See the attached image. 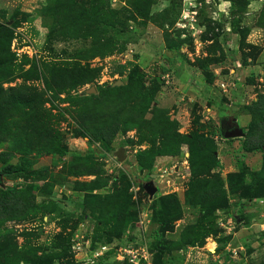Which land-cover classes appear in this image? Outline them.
<instances>
[{
	"label": "rangeland",
	"instance_id": "374dc122",
	"mask_svg": "<svg viewBox=\"0 0 264 264\" xmlns=\"http://www.w3.org/2000/svg\"><path fill=\"white\" fill-rule=\"evenodd\" d=\"M0 24L13 62L0 82L18 89L16 103L0 109V203L18 204L0 217V264H264V197H241L252 181L244 171L263 170L264 179V152L245 150L250 123L264 118L249 107L264 97V0H0ZM136 67L139 86L109 90L126 87ZM86 68L95 79L79 85ZM151 91L145 123H128L141 119ZM90 95L101 98L92 104L101 113L120 114L111 143L79 133L73 116ZM158 110L180 134L206 136L226 208L187 203V144L150 156ZM230 123L244 135L225 140ZM150 185L181 202L164 254Z\"/></svg>",
	"mask_w": 264,
	"mask_h": 264
},
{
	"label": "trees",
	"instance_id": "16d2710c",
	"mask_svg": "<svg viewBox=\"0 0 264 264\" xmlns=\"http://www.w3.org/2000/svg\"><path fill=\"white\" fill-rule=\"evenodd\" d=\"M8 27L4 24H0V34H7ZM10 37L7 36L4 44L0 40V81H6L13 76L12 67L13 62L10 60ZM9 41V42H8ZM7 45V47H6ZM246 58V57H245ZM244 58V59H245ZM77 70V69H76ZM79 70L77 76L79 77V85H84L86 83L92 82L95 79L94 71ZM93 72V73H92ZM88 73V74H86ZM37 78L44 79L45 83H48L47 74L44 71L37 73ZM144 74H141L139 68L136 67L129 75V84L125 87L117 86L109 88V90L116 96H119L122 92H127L131 89V86L140 84L143 81ZM0 82V109L4 110L10 109L12 103H16L13 97H17L18 89L8 88L4 89ZM49 85V84H48ZM77 83L70 85L71 88L75 89ZM139 86V85H138ZM153 91L143 94L145 97L141 101V105L138 107V112L141 114V119L136 122L135 120H129L128 123L140 124V121H144L142 115L144 112H148L151 108L150 103H144L151 99L154 100L152 94ZM88 99L84 100L86 103L83 109L76 111L74 114V119L78 124L79 133L86 138H89L90 142L111 143L114 136L120 130V114L114 118H109V114H103L99 111L97 107L92 104L101 103V98L95 95L87 96ZM12 101V103H11ZM252 110L258 107V110L264 109V97L260 99L259 104H252L249 106ZM160 114V121L157 123V127L152 137V147L149 150L150 156L154 159L157 155L169 154L178 155L181 151V146L187 144L189 147L190 160L193 167V177L190 183V189L187 192V203L189 205H197L203 207L202 209H208L214 211L217 208H226L228 205V198L224 188V181L221 176L214 172L217 167H220V162L216 159L215 151H210L211 146L203 134L198 131H193L190 134L182 135L177 130V122H172L168 117L163 115V111L158 110ZM255 112V111H254ZM156 113V116L157 114ZM138 119V118H137ZM7 124H4L5 127ZM175 128V129H174ZM169 131H173L169 133ZM159 139L162 141L163 146L156 145V141ZM235 139H230L232 141ZM151 142V139H150ZM54 145V142H52ZM245 150L247 152L261 151L264 152V118L262 120H256L255 118L249 125V131L245 140ZM263 170L259 172H250L247 170L243 174L249 173L252 177L250 184L242 191L241 197L244 199H256L264 197V179H262ZM232 177V176H231ZM5 196L9 197L11 190H3ZM115 196V195H113ZM112 196V198H114ZM100 200L97 202L104 206V203ZM4 203H0V217L5 216L14 210L15 204H17V199L13 198L3 199ZM18 205V204H17ZM152 210L154 218L159 224L158 239L159 243L156 246L160 254H164V243L161 242L163 237L168 232L174 231V222L179 218L182 213L181 202L176 195L167 196H155L152 202Z\"/></svg>",
	"mask_w": 264,
	"mask_h": 264
},
{
	"label": "water",
	"instance_id": "95a60500",
	"mask_svg": "<svg viewBox=\"0 0 264 264\" xmlns=\"http://www.w3.org/2000/svg\"><path fill=\"white\" fill-rule=\"evenodd\" d=\"M96 90L95 88H93L92 90H90L89 93H95ZM244 134H243V131L240 127H235L233 130H226L224 131L223 133V136H224V139L225 140H230V139H234V138H239V137H242ZM125 154L120 153L119 154V158L120 160H123L125 158ZM147 190L148 192L150 193L151 195V199H153L157 193V188H155L154 186L150 185V186H147Z\"/></svg>",
	"mask_w": 264,
	"mask_h": 264
},
{
	"label": "built area",
	"instance_id": "2783aa9c",
	"mask_svg": "<svg viewBox=\"0 0 264 264\" xmlns=\"http://www.w3.org/2000/svg\"><path fill=\"white\" fill-rule=\"evenodd\" d=\"M185 162L187 164L188 161L185 160ZM159 173H161V178L163 179L165 177L167 178L168 176H170L171 170L170 169L161 168V169H159Z\"/></svg>",
	"mask_w": 264,
	"mask_h": 264
},
{
	"label": "flooded vegetation",
	"instance_id": "af4514ba",
	"mask_svg": "<svg viewBox=\"0 0 264 264\" xmlns=\"http://www.w3.org/2000/svg\"><path fill=\"white\" fill-rule=\"evenodd\" d=\"M235 127L236 126L234 124L230 123V124H224L223 129H225V131L226 130H233Z\"/></svg>",
	"mask_w": 264,
	"mask_h": 264
},
{
	"label": "crops",
	"instance_id": "0c3cea01",
	"mask_svg": "<svg viewBox=\"0 0 264 264\" xmlns=\"http://www.w3.org/2000/svg\"><path fill=\"white\" fill-rule=\"evenodd\" d=\"M233 71V70H232ZM186 72V71H185Z\"/></svg>",
	"mask_w": 264,
	"mask_h": 264
}]
</instances>
